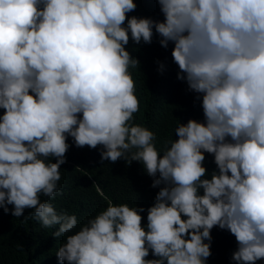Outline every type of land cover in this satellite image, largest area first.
Wrapping results in <instances>:
<instances>
[{"label": "clouds", "instance_id": "1", "mask_svg": "<svg viewBox=\"0 0 264 264\" xmlns=\"http://www.w3.org/2000/svg\"><path fill=\"white\" fill-rule=\"evenodd\" d=\"M154 2L163 19L129 16L137 0H0V209L15 218L31 209L25 219L55 227L52 237L64 238L59 264H208L214 228L235 237L234 264H257L264 0ZM154 37L166 50L172 44L176 79L203 113L179 120L177 138L162 149L154 131L134 122L131 69L141 61L127 48ZM156 63L163 74L165 62ZM72 146L99 150L91 160L102 168L139 162L159 189L152 205L108 200L75 231L77 216L50 202Z\"/></svg>", "mask_w": 264, "mask_h": 264}, {"label": "trees", "instance_id": "2", "mask_svg": "<svg viewBox=\"0 0 264 264\" xmlns=\"http://www.w3.org/2000/svg\"><path fill=\"white\" fill-rule=\"evenodd\" d=\"M137 5V10L129 16L163 19L154 0H137ZM133 47L131 42L127 46L131 54L141 61L140 69H131L140 100V111L135 114L134 122L154 131L156 146L162 149L168 140L177 138L174 129L180 121L186 123L190 118L202 120V109L200 102L195 100V94L187 92L186 84L176 79L178 68L172 61L171 43L166 50L154 37L152 44H141L138 51H132ZM157 60L165 62L163 74L157 71ZM68 142L72 143L71 138ZM98 154L99 150L88 147H70L66 154L67 162L61 165V194L50 201L58 213L65 211L77 216L79 223L75 231L88 218L106 208L108 200L114 204L128 203L147 208L159 190L150 186L152 178L146 175L139 162L102 168L91 160L100 157ZM46 199L42 197V200ZM31 211L26 209L23 216L15 218L10 212L4 213L0 209V264H59L55 254L64 238L52 237L55 227L45 229L30 216L25 219ZM142 215L146 224L147 213ZM212 236V256L208 264H234L230 256L236 249L235 237L218 228L212 230ZM257 264H264V261Z\"/></svg>", "mask_w": 264, "mask_h": 264}]
</instances>
